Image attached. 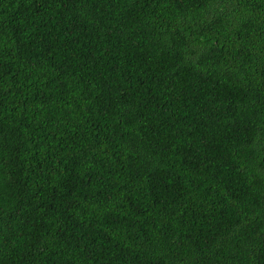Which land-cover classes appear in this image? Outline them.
Returning <instances> with one entry per match:
<instances>
[{
	"label": "trees",
	"instance_id": "1",
	"mask_svg": "<svg viewBox=\"0 0 264 264\" xmlns=\"http://www.w3.org/2000/svg\"><path fill=\"white\" fill-rule=\"evenodd\" d=\"M0 264H264V0H0Z\"/></svg>",
	"mask_w": 264,
	"mask_h": 264
}]
</instances>
